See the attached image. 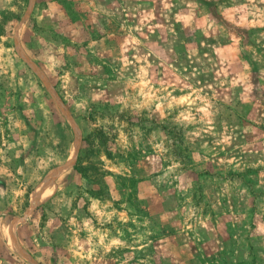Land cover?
Returning <instances> with one entry per match:
<instances>
[{"label": "rangeland", "instance_id": "obj_1", "mask_svg": "<svg viewBox=\"0 0 264 264\" xmlns=\"http://www.w3.org/2000/svg\"><path fill=\"white\" fill-rule=\"evenodd\" d=\"M0 264H264V0H0Z\"/></svg>", "mask_w": 264, "mask_h": 264}, {"label": "bare ground", "instance_id": "obj_2", "mask_svg": "<svg viewBox=\"0 0 264 264\" xmlns=\"http://www.w3.org/2000/svg\"><path fill=\"white\" fill-rule=\"evenodd\" d=\"M50 193H51V191H50V192H48V193L46 194V196H48Z\"/></svg>", "mask_w": 264, "mask_h": 264}, {"label": "water", "instance_id": "obj_3", "mask_svg": "<svg viewBox=\"0 0 264 264\" xmlns=\"http://www.w3.org/2000/svg\"><path fill=\"white\" fill-rule=\"evenodd\" d=\"M27 60V62H29L30 64H31V62L28 60V58L26 59ZM63 169V168H62Z\"/></svg>", "mask_w": 264, "mask_h": 264}]
</instances>
